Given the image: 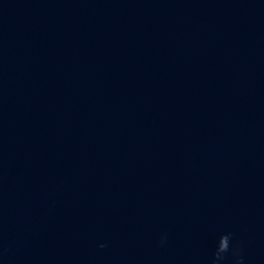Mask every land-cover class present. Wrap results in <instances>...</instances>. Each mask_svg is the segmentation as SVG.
<instances>
[{"label":"water","instance_id":"1","mask_svg":"<svg viewBox=\"0 0 264 264\" xmlns=\"http://www.w3.org/2000/svg\"><path fill=\"white\" fill-rule=\"evenodd\" d=\"M234 246L264 264V0H0V264Z\"/></svg>","mask_w":264,"mask_h":264},{"label":"clouds","instance_id":"2","mask_svg":"<svg viewBox=\"0 0 264 264\" xmlns=\"http://www.w3.org/2000/svg\"><path fill=\"white\" fill-rule=\"evenodd\" d=\"M229 234L231 235V233H229ZM160 239H161V243H163V241H164V239H165V235L162 234ZM99 246H100V247H104V243H101ZM227 250H228V249H227ZM227 250H226V251H227ZM231 251H232V255H233V257L235 258V262H236V264H241V262L243 261V257L240 255V249H239V247L234 246V247L231 249ZM223 254H224V252L218 254V260H219V261L223 259Z\"/></svg>","mask_w":264,"mask_h":264}]
</instances>
